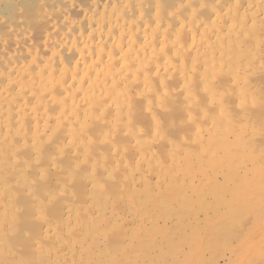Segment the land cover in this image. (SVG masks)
<instances>
[{"label":"bare ground","instance_id":"1","mask_svg":"<svg viewBox=\"0 0 264 264\" xmlns=\"http://www.w3.org/2000/svg\"><path fill=\"white\" fill-rule=\"evenodd\" d=\"M230 1L0 0V178L13 174L23 178L16 181L15 187H28V180L24 178L28 173L23 169L25 163L21 153L29 150L34 156L31 158L39 162L46 155L49 142H55L64 132L66 138L57 144V151L60 156L69 154L72 164L69 170L66 169L68 174L64 175L74 176L81 163H88L92 173L87 182L94 190L101 189L97 173L108 175L109 185L118 186L131 195L127 198L130 200L127 207L136 217L132 234L144 239L150 222L147 223L144 207L139 204L142 192H148L150 198L160 202L161 199L153 197V193L168 184L172 174L175 179L191 177L190 183L184 186L187 190L193 189L195 185L191 180L196 178L192 173L198 171L206 178L211 168L209 171L199 164V169H190L188 160L191 158L196 157L197 161L220 169L218 173L215 171L223 183L239 190L260 184L264 174L256 179L257 168L238 172L239 163L255 162L250 154L244 155L240 161L238 158L241 152L251 149L246 134L247 123L236 124L233 110L223 102L227 94H220L215 86L219 78H223L237 87L236 103L240 105V112L246 109L249 99L253 101L249 76L254 72L252 64L256 58L248 54V43L254 39L259 43L264 40V0ZM173 77L179 79L175 97L180 99L177 102L183 101L189 123L195 124V115L190 110L197 101V87L208 96L215 113L201 111L200 121L181 140L187 148L182 146L183 143L170 144L172 141L168 140L170 147L168 150L166 146L164 153L170 159L171 167L165 170V164L159 161L162 157L158 158L160 154L154 150L155 143L164 134L158 137L159 133H156L158 138L148 141L141 131L135 132L129 103L132 91L136 89L138 97L147 106L153 129H160L162 123L152 109L151 99L155 96L161 102L168 95L167 82ZM100 123L109 124L99 134V142L110 148L105 153L96 150L95 140L89 134L90 126ZM119 138H122L121 145ZM128 143L134 146L136 164L128 153ZM197 150L201 151L200 155H196ZM97 151L105 160L101 169L95 165ZM158 161L161 166L157 181L152 182L148 178L153 173L145 170L144 165L148 168ZM117 174L124 176L127 182L117 184L113 179ZM34 175L42 179L48 171L37 167ZM216 180L219 179L203 180L199 187L208 183L212 188ZM219 183L216 181L215 185ZM223 183L219 186H224ZM12 186L0 183V264L3 260L11 264L17 260L15 245L6 244V239L14 234L20 221L15 205L18 197L12 194ZM93 195L90 193L88 198L96 194ZM249 197L238 201L263 202L255 195ZM60 198L55 200L54 212L66 219H59L61 223L57 220V225L46 215L44 199L37 196L27 199L33 211L24 214L26 223L33 225L34 211L39 222L38 225L34 223L36 239L27 243L29 250L34 256L38 254L40 260L47 257V264H82L83 259L85 264H93L92 256L99 255V241L106 235L103 222L111 216V210L105 207L104 201V205L90 202V214L79 220L77 206L70 209ZM116 220V224L122 223L120 217ZM178 222L174 225L177 226ZM154 223L157 224L155 220ZM41 226L44 232L39 229ZM60 227L65 232L61 236ZM77 230L82 234H77ZM41 240H47V246V242ZM131 243L129 250L132 252L140 242ZM106 254L108 258L112 257L109 251ZM34 256L31 262L37 261Z\"/></svg>","mask_w":264,"mask_h":264},{"label":"rangeland","instance_id":"2","mask_svg":"<svg viewBox=\"0 0 264 264\" xmlns=\"http://www.w3.org/2000/svg\"><path fill=\"white\" fill-rule=\"evenodd\" d=\"M208 1L211 2L212 0ZM229 2L231 3L230 0ZM262 21L264 23V19ZM257 35L258 34L256 32V36ZM258 43L259 42H257L255 39L248 43V54L251 58L255 56L256 59H254L256 63L254 61L252 64L254 71L252 72L253 75L251 73L249 76L250 78L248 77L250 84H252L253 97L251 96V99L253 98V101L250 102V99L248 100L245 105L246 109L243 112H240V105L236 103L237 87L235 85L229 84L223 78H219L217 81V86H215L216 91H218L220 94H222V92L227 94L223 102L226 106L233 110L232 112L234 119L237 121L236 124L239 125L240 123H247L246 125L248 131L246 134L249 135V137L247 136V139L250 140L251 149L248 152H241L238 158L240 161V158H243L244 155L250 154L251 156H254L255 162H253V164H242L243 166L239 165L241 164L239 163L238 166L240 168L238 167V172L244 173L246 170H255L257 168L258 176L256 179H259L260 174H264V40L259 44ZM178 83L179 79L177 77L170 78L167 82L168 95L163 97L161 102H159L158 98L155 96L151 99V103L153 105L152 109L155 111V113H157L162 123L160 129L158 130L153 129L154 124L150 115L147 113V106H145L146 104L140 99V97H138L137 92H135L136 89L133 90L134 92L132 91L131 100L129 103L131 104L132 129L135 132L141 131L143 138L145 140L147 139L148 141H153V139L155 140L164 134L165 137L162 135V137H159L161 138L159 141H155L157 144L155 143L154 150L160 154V157L158 156V158L162 157L159 159V161L165 164V170H169L171 167V163L169 161L170 159H168L166 153H164L166 146L169 150L170 144L175 142L183 143L181 140L184 137H187L190 133V129L192 130L196 122L200 121L199 116L202 113L201 111L204 110V112H208L209 114L215 113L214 108L209 105L208 96L204 94L199 87H197L195 96L197 101L194 108H191L190 110L191 113L195 115V124L189 123L190 121L187 111H185L183 101L179 103L177 100L180 99L175 97V90L178 88ZM227 91L231 92L227 93ZM157 104H159L161 110H159ZM107 122H109V119ZM107 125L109 124H93V126H90L89 130L91 138L95 140L94 143L96 150L104 153L108 152L110 148L108 145L99 142V138L101 136L99 134H102V131L107 129ZM156 133L159 134L157 135ZM66 135L67 134L63 132L57 137L58 140L56 139L55 142H49L46 147V155L42 160H39V162L37 159L31 158L34 156L29 150H24L21 153L22 162L26 164H23V169L27 170L28 173V175L24 177L26 180H28V187H15L16 181L23 178H20L16 175L14 176L13 174H9L2 179L0 178V183H4L8 186H12L14 184L12 186L14 187L12 194L18 197L15 205L18 207L17 211L19 210L18 216L20 221L18 227L15 229L14 234L10 235L6 239L7 245H15V253L19 262L16 260V262L13 264H44L47 261V257H44V259L42 258V260H40L38 254L35 256L34 252L31 254V250H29L30 248L28 247L30 246L28 245L29 241L34 242L36 239L33 227L34 223L36 225L39 224L37 213L35 211L32 212L33 218L31 221H34L33 225H31L32 223H30V225L29 223H26L27 219L26 216H24V214L28 213L27 211H33L31 210L32 207H29L30 204L28 205V203L30 202L29 200L27 201V199L34 196L45 200V203H47L45 206V213L50 219L52 218V222H55V224L57 220V223H59L60 220L66 219V217L60 218L59 216H56V213L54 212V203H57L55 200L60 197L64 205H68L70 209H75L77 206L76 209L79 214V220L80 218L85 219L90 214V205H92L91 203H98L100 205H104L105 203V207L110 208L111 216H108V218H106L103 222V229L106 235L102 236L99 241V255L92 256L91 260H93V264H264V180L254 188H243L239 190L235 188L234 185L232 187V185L223 183L220 175H216V171L218 173L220 169H214L210 167L208 163H204L201 160H198L200 161L198 162V158L196 159V157L191 158L188 160V168L192 169L195 167V169H199L201 166L207 168L208 170L211 168V171L209 170L210 172L208 173L209 177L207 176L206 178L199 175L198 171H196L195 174L192 173L194 178H196L195 180L192 179L194 180L193 183L191 180V184L195 185L193 189L187 190L184 186V184L186 185L190 183L189 179L191 177H187L189 179L183 177L180 179H175L176 177L174 174H172L171 178L169 177L170 181L167 179L168 184L159 187V190L157 189L155 191L156 194L153 193V197L161 199L160 202L158 199L155 200L150 198L148 192H142L140 200L142 204H139L143 205L142 208L144 207V217L147 220V223L150 222L146 226L147 237L145 236L144 239L137 235H133L135 232L133 221H135L136 217L133 216V214H130V209L127 207L128 202L130 201L127 198H129L128 196L131 195L129 193L127 194L124 190H122V188L118 186L112 187L109 185L108 180L110 177H108V175L106 176L101 172L97 173L96 177L101 184V189L97 190H94V187H92V185L87 182V178H89L92 173L91 167L88 163H81L80 168L77 169L74 176L72 175L68 177V175H64V173L68 174L66 173V169L69 170L71 168V156L69 154H66L67 156H60L57 151V144L63 142L61 140H64ZM156 135L158 137H156ZM169 139L170 142L172 141L171 143L168 142ZM123 143L127 144V142L124 140ZM119 144H122V138H119ZM128 145H130L128 153L133 157V164H136L138 159L133 152L134 146L130 143H128ZM182 146L187 148V145L184 143ZM98 151L96 156H94L96 157L94 160L96 159L95 162L97 161L95 163L96 167L101 169V166L104 164L105 160L102 158L103 154ZM199 152L201 153L200 150H197L196 155H200ZM54 157L56 158L54 159ZM35 161L37 162L35 163ZM159 161L157 162L158 165L156 163H151L150 167L148 168L147 165H144L145 170L148 172L150 170V174L153 173L152 176L150 175L148 178V180L152 182L157 181L156 176L161 166ZM82 164L86 165L83 166ZM37 167L46 169L48 171V175L42 179H39L38 176L34 175V171ZM115 176L116 177L113 179L117 182V184L127 182V179L124 176L120 174ZM209 178L210 180L213 178L219 179L216 180L217 183L220 182L217 185L219 186L221 183H223L224 186L218 187L215 185L216 181H213L214 185H212V188L209 187L211 185L208 183L205 184L206 186L203 185V188L199 187L202 183L201 181H207ZM90 193H94V195H96H93V198H88ZM8 195L11 196L10 193ZM143 195L149 199H146ZM250 195L257 196L261 202H263L261 204L253 202L252 204L251 202L240 203L238 201L239 198L248 200ZM179 196L180 200H178ZM202 197L205 199L203 200ZM201 198L202 200H200ZM25 201H27V203H25ZM102 201H104V203H102ZM81 204L82 206L79 207ZM54 216H56V218ZM152 216L153 220L151 221ZM96 217L102 219L100 215H96ZM117 217L121 218V224H116ZM53 218L55 220H53ZM177 219L179 222L176 226L174 224L178 221ZM154 220L157 222L158 226H156L157 224L154 223ZM198 226H200V228ZM43 228V226L39 227V229H42V232H44ZM58 231L60 234L59 236L65 234L61 227L58 229ZM128 231L131 234L133 233L132 237L134 238H132V241L130 239L131 234ZM25 232L28 233L26 234ZM76 232L79 235L82 234L78 230ZM41 241L42 243L47 242V240ZM133 241H139L140 243L137 244L138 246L135 251L131 252L129 247L131 246L130 243ZM55 242L56 241H54V243ZM47 244L48 242L46 243V246ZM156 245H158L157 248ZM106 250L110 252L113 258H108ZM134 252H136V255ZM31 255H33L37 261L31 262L33 257H31ZM85 263V259H83L82 264ZM1 264L11 263L3 260Z\"/></svg>","mask_w":264,"mask_h":264}]
</instances>
